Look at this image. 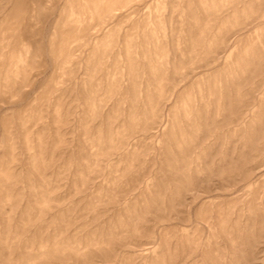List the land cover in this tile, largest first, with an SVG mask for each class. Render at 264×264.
Returning <instances> with one entry per match:
<instances>
[{"label":"rangeland","instance_id":"obj_1","mask_svg":"<svg viewBox=\"0 0 264 264\" xmlns=\"http://www.w3.org/2000/svg\"><path fill=\"white\" fill-rule=\"evenodd\" d=\"M0 264H264V0H0Z\"/></svg>","mask_w":264,"mask_h":264}]
</instances>
